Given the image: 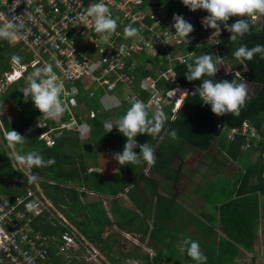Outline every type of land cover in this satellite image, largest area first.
I'll list each match as a JSON object with an SVG mask.
<instances>
[{
    "label": "crops",
    "instance_id": "0c3cea01",
    "mask_svg": "<svg viewBox=\"0 0 264 264\" xmlns=\"http://www.w3.org/2000/svg\"><path fill=\"white\" fill-rule=\"evenodd\" d=\"M9 44L11 47L20 45ZM195 52L193 50L191 55ZM26 53L31 56L30 60L22 64L33 59L28 51ZM229 71L239 72L238 68ZM88 131H82L87 132L84 141L77 132L79 143L75 144L76 151L71 156L79 173L81 167L84 168L83 180L80 173V182L64 184L57 193L58 205L40 187L63 215L68 197L78 198L79 207L74 213L70 212L74 221L65 217L82 238L83 245L66 254L52 247L45 264H195L179 251L182 241L189 237L200 242L201 250L208 257L207 264H264V173L262 180L257 171L248 180L244 179L245 166L255 164L259 152L250 149L246 154L241 150L235 154L237 157H232L217 142L203 150L184 143L172 149L173 160L167 168L141 166L138 171L141 177L137 179L136 176L126 177V166H116L113 162L115 154L109 149L113 147L122 152L117 142L111 146L105 142H89ZM46 132L50 137L55 133ZM71 134L65 141L68 147L72 146L67 142ZM101 157H105V161L99 164ZM260 168L257 166L258 170ZM103 170L107 174L102 175ZM124 181H129L128 186L116 193ZM47 183L52 186L55 182ZM247 197H253L247 209L257 207L252 247L250 250L240 246L231 249L220 219V207L230 199ZM87 206L95 215L103 208L109 219L122 215L126 220L122 226L117 223L95 225L83 220ZM133 216L137 220L129 222ZM88 251H93L95 258Z\"/></svg>",
    "mask_w": 264,
    "mask_h": 264
},
{
    "label": "trees",
    "instance_id": "16d2710c",
    "mask_svg": "<svg viewBox=\"0 0 264 264\" xmlns=\"http://www.w3.org/2000/svg\"><path fill=\"white\" fill-rule=\"evenodd\" d=\"M155 7H162L167 14L170 22L172 24V18L174 14L182 15L187 21H192L198 23V17L202 13H206L203 10L190 11L185 7L181 0H143V4L140 6L141 9H149ZM207 14V13H206ZM237 19H242L241 17H231L227 23L231 24ZM148 23H151L147 19ZM117 24H119L117 22ZM125 23V26H128ZM124 26V25H123ZM123 26L117 27V31H121ZM164 27L160 25L157 29H163ZM197 29V28H196ZM196 37L190 42L188 47L185 45H178L171 53L172 57L178 55L185 56L184 62H178L177 60L171 63V66L175 72L174 82H165V80H160L157 82V87L163 90H168L176 86L186 88L187 94L182 99V105L180 109L173 116L172 106L173 104L165 106L162 110L167 113L168 121L165 124L164 129L159 133L157 137H152L151 135H137L135 138L138 144L150 143L155 149L156 163L152 165L154 169L167 168L172 163V156H170L172 149L182 146L184 143H191L199 149H208L212 143L217 142L221 144L224 150L232 157H237L235 154L239 153L246 143H249L251 150L259 152L261 154L264 151V142L255 143L254 139H249L246 136H236L232 141L226 135V131H222L219 125L226 127L239 126L242 121H248L250 125L259 133L264 136V59H262L258 54L253 57L251 61H245L247 64V69L244 70V64L240 63L235 59L233 53L236 48L240 45L246 43L245 45L249 48L254 47L255 44H264V26L261 29L251 30L243 39L233 41L230 39V33L222 32L221 36L215 40H207V34L202 30L201 26H198ZM120 39V38H119ZM132 38L126 37V43ZM206 39V40H205ZM217 42V45H216ZM196 50L194 54L191 52ZM216 50L224 59L231 61L232 70L237 69L241 74L242 78L246 81L256 83L259 86V91L253 96L248 95V99L245 105L241 108L238 115L226 114L223 116H216L210 110L209 106L202 105L198 96H193L192 93L199 86L201 81H188L185 78L186 66L185 62H191L196 56L206 54L216 55ZM85 51H88L85 49ZM166 50H159V56L152 57L150 55L141 54L138 56V62L143 64H148V67L141 68L138 64L133 68L134 82H139L142 78L153 77L156 78L160 71H164L168 68V59L164 57ZM20 55L23 57L22 62L29 61L30 55L21 49V45H16L11 47L9 43L5 40H0V75L5 72L12 70L10 61L12 55ZM33 58V57H32ZM137 62V63H138ZM132 60H128V66L131 65ZM219 65V64H218ZM35 68H28L26 72L23 73L22 77L14 80L10 83L4 91L0 93V111L6 108V103L11 104L15 110L23 117V125L17 127H11L6 119H3V126L5 133L9 130H15L22 136L26 138V142L23 146L18 148L23 149L26 153L29 150H38L44 157L54 158L55 164L47 168H33L32 174H36L38 178L41 179L40 187L44 189L45 194L50 198L54 204L58 205L57 193L64 188V184L68 182L76 184L80 182V173L83 172L84 168L81 167L80 173L75 167V161L72 157L68 156V145L66 144V138L70 129L63 128L61 130L60 126L62 122L75 121L79 125H88L89 142H105L107 145L111 146L113 143L117 142L118 147L123 150L125 143V138L118 133L114 127L111 132L106 133L103 128V123L107 120H111L115 123L116 119L122 116L126 110L131 106L127 102H121L117 107L106 109L100 101L103 90L98 88L94 90L93 95L90 96L89 93L92 91V87L85 89L82 83H74V86L79 90L74 96L75 103L73 104L72 97H67L64 102L68 103V110L63 114V118L59 121L46 119L40 121L39 119L43 116L36 110L31 100H27L24 97L21 88L27 86L26 77ZM209 78V77H203ZM237 76L234 72L232 73H217L212 79L216 81L236 79ZM71 86L66 85V89ZM257 87V86H256ZM139 89V88H138ZM142 97L146 99L148 96L147 92L143 91ZM63 96V95H62ZM62 98V97H61ZM149 112V111H148ZM93 113V117L90 114ZM153 112H149L151 115ZM171 117L174 119L171 120ZM219 117V119H218ZM39 123H41L39 125ZM31 127L32 130L28 133L25 132L26 128ZM175 130L177 132V138L175 140L171 139L169 132ZM62 132L60 138L55 140V144L52 147L46 145L45 137L41 135L46 132ZM72 135L74 137V144H78V136L76 130ZM52 135V134H51ZM6 142V137L2 138ZM179 146V147H180ZM171 149V150H170ZM11 150V151H10ZM65 150V152H64ZM137 154L139 153V148L134 150ZM243 153V150L241 151ZM15 150H2L0 149V191L6 193L9 196V191L7 182H13L16 179H23V184L15 183L13 191L17 193H22L24 187H34V183H29L28 178L23 172L15 170L13 166ZM245 155V154H244ZM105 161V160H104ZM75 163V164H74ZM141 165H127L126 166V177L136 176L140 178L141 175L138 172ZM257 166L261 168L258 170ZM257 171L259 179L262 180V174L264 173V163L262 162L260 155L255 164H247L245 166L244 179L248 180L253 173ZM107 174L103 170L102 175ZM105 177V176H104ZM52 180L55 183L51 186L48 185L47 181ZM3 182V183H2ZM101 182V181H100ZM125 184L115 191L124 190L125 186H128L129 181H124ZM102 183V182H101ZM75 192V191H74ZM56 193V195L54 194ZM76 194V193H74ZM253 198V197H251ZM250 197L241 199H230L228 202L220 207V219L224 223V232L230 240V248L235 249V246H240L244 249L250 250L252 247L254 233H253V218L256 217L257 207L254 206L250 210L247 209ZM69 201L66 204L67 210H63L65 215L72 221L73 218L70 216L74 213L75 209L79 207L78 198L76 196L68 197ZM65 207V208H66ZM87 212L84 214V221L90 223H95V225H112L117 223L122 226L125 222L126 216L112 217V220L108 218L106 212L102 208V212L99 215H95L91 212V207H86ZM122 217V218H121ZM132 220H137V217L133 216L129 222ZM83 222V221H82ZM76 223V222H75ZM82 224V223H81ZM156 224L154 222V229ZM42 230L49 234L58 233L60 229H53L49 223L43 222ZM88 235V234H87ZM153 235V230L152 234Z\"/></svg>",
    "mask_w": 264,
    "mask_h": 264
},
{
    "label": "built area",
    "instance_id": "2783aa9c",
    "mask_svg": "<svg viewBox=\"0 0 264 264\" xmlns=\"http://www.w3.org/2000/svg\"><path fill=\"white\" fill-rule=\"evenodd\" d=\"M95 2L98 0H0V24L7 17L10 20L16 18V24L22 25L18 29L20 35L17 39L5 41L19 43L33 57L28 64L20 66L11 62L12 70L5 73V79L0 78L1 84L7 85L22 77L29 67L33 69L50 63L58 77L64 80L67 94H62L63 101L77 94L71 93V89L75 87L74 83L78 82L82 83L85 89L92 87L90 96L94 90L102 89L100 101L103 106L111 103L113 97L119 100V105L121 102L131 105L139 99L147 105L149 112L173 104L174 116L182 105L183 93L187 89L176 86L163 90L157 87L160 80L165 82L176 80L172 62L185 61V56H171L176 46L184 44L174 35L167 12L162 7H155L149 13L146 8H140L143 0H103L113 17L118 18V25H124L121 31L105 40L102 34L94 32L91 22L84 15L85 9ZM203 15L198 17V26H201L202 30H207L201 24ZM257 17L258 15H252L248 20L252 23ZM147 19L151 23H148ZM167 20L169 22L166 23ZM193 22L194 20L190 21L192 25ZM125 23L139 28L141 33L128 43L124 35ZM160 25L164 27L161 30L157 29ZM198 26L194 27L193 32L187 37L190 42L195 39ZM209 37L210 34L206 39ZM159 50H166L164 57L168 59V68L160 71L156 78L146 77L134 82L132 71L138 56L145 54L156 57L159 56ZM216 55L220 56L217 50ZM220 57L219 65H223L224 58ZM130 59L132 63L128 66L127 62ZM225 72L233 71L225 69ZM68 84L71 87L66 89ZM5 89L0 88V93ZM173 89L179 91L173 97H169V91ZM143 91L148 94L146 99L142 97ZM90 116L93 117V113ZM46 119L48 118L42 116L39 120ZM70 126H74L76 130L82 125L69 121L62 122L60 128L70 129ZM219 126L222 131H226L231 141L236 136H246L249 139L253 138L256 144L264 142V136L257 133L246 120L239 126L228 129ZM61 133L55 132L50 137L46 132L41 137H45L46 145L52 147ZM241 149L248 152L251 146L246 143ZM260 158L264 163V151ZM13 166L18 170L15 164ZM44 221L53 229H60V232L51 234L44 232L42 230ZM80 245H83L82 238L40 189L25 187L22 193L12 196L0 191V264H45L52 247L66 254L70 249H76ZM93 251L88 252L95 258Z\"/></svg>",
    "mask_w": 264,
    "mask_h": 264
},
{
    "label": "clouds",
    "instance_id": "9594fccd",
    "mask_svg": "<svg viewBox=\"0 0 264 264\" xmlns=\"http://www.w3.org/2000/svg\"><path fill=\"white\" fill-rule=\"evenodd\" d=\"M181 3L190 11L203 10L207 13L199 16H204L201 21L202 26L212 30L209 40H217L216 38L220 37L222 32L230 33V39L233 41L241 40L251 31V26H256V19L250 23L248 17L264 15V0H181ZM84 15L91 22L94 32L102 34L105 40L116 33L118 18L113 17L103 0L92 3L85 9ZM231 17H241L242 19H237L229 24L227 22ZM16 20V18L10 20L6 17L5 21L0 24V40L17 39L20 35L18 29L22 25H17ZM172 21L170 27L174 29V35L184 45H187L190 42L187 37L194 30L193 25L179 14H174ZM263 26V23L260 24L259 29ZM124 35L135 38L139 37L141 33L139 28L129 24L124 28ZM257 54L264 59V44L257 43L251 48L240 44L233 53L235 59L244 64L245 68L247 64L244 62L251 61ZM22 60L23 57L20 55L11 56V62L14 65L20 66ZM220 60V56L213 54L204 53L196 56L191 62H185L186 72L184 75L190 82L201 81L192 95L198 96L201 104L209 106L213 114L216 116L230 113L238 115L248 99L247 83L239 72H236L237 78L231 81L212 79L219 70ZM26 81L27 86L23 87L22 93L27 100H31L33 107L41 115L55 120L68 110V103L61 99L62 94H67L64 80L58 77L52 64L46 63L42 67L35 68L26 77ZM78 91L75 87L71 89L73 94ZM177 91L179 90L169 91V97H173ZM111 100V103L104 105L108 110L119 105L117 98L113 97ZM71 102L75 103L74 97ZM167 121L168 115L162 109L158 108L150 115L147 105L139 99L135 100L126 112L116 119L115 123L111 120L105 121L103 128L106 133L111 132L115 127L118 133L125 138L122 152L114 155L117 163L121 166L144 164L150 167L154 165L156 163L154 147L148 142L138 144L135 138L138 134L157 137ZM81 127L87 130L90 126L85 124ZM177 135L175 130L169 132V136L173 140L177 138ZM5 137L6 147L15 150L14 161L19 167L30 173L29 183L36 182L38 179L36 174H31L33 168H47L55 164L54 158L46 159L38 150H29L24 153L22 147L18 148V145L25 144L26 138L15 130L7 131ZM137 148H139L138 154L134 151ZM179 251L190 257L195 264H207L208 257L201 250L198 240L190 237L185 238Z\"/></svg>",
    "mask_w": 264,
    "mask_h": 264
},
{
    "label": "rangeland",
    "instance_id": "374dc122",
    "mask_svg": "<svg viewBox=\"0 0 264 264\" xmlns=\"http://www.w3.org/2000/svg\"><path fill=\"white\" fill-rule=\"evenodd\" d=\"M152 8H149V9H147V12H151L152 10H151ZM202 21V20H201ZM264 15H258V17L256 18V26L254 27V26H251V30L253 31V30H255L256 28L257 29H259V25L260 24H264ZM167 22H169L168 20L166 21V23ZM200 23V22H199ZM198 26V24L195 22H193V27H197ZM203 31H205L206 32V34L207 35H209L210 33H211V29H207V30H205V29H203ZM189 44L190 43H188L187 45H185V47H188L189 46ZM138 62V61H137ZM138 64V66H141V68H145V67H148L149 65L148 64H143V63H136V65ZM218 67H219V70H218V72L219 73H223V72H225V69H227L228 71L229 70H231L232 69V64H231V61L230 60H228V59H224L223 60V65H218ZM231 67V68H230ZM5 73H8V72H5ZM5 73H2L1 75H0V77H3L2 79H5ZM8 86V84L6 85L5 83L4 84H0V88L1 89H4V88H6ZM246 86H247V89H248V94H250L251 93V90H250V86L248 85V84H246ZM21 91H22V88H21ZM119 106V105H118ZM115 107H117V106H115ZM63 118V115L60 117V118H58V119H55L56 121H59V119H62ZM3 119H6L7 120V122L9 123V125L11 126V127H17V126H20V125H23V117L19 114V112L17 111V110H15V108L11 105V104H9V103H6V108L5 109H3L2 111H0V149H2V150H9V148H7L6 147V142H4L3 141V137H5V129H4V124H3ZM49 119V118H48ZM50 120H53V119H50ZM71 128V130H70V132L69 133H72L71 134V136L67 139V142H71L70 144H72V146H69L68 148V151H67V153H68V156H73V154L75 153V151H76V148H75V144H74V137H72V135H73V133L74 132H72V131H74L75 130V128H74V126H70ZM32 130V128L31 127H28V128H26V130H25V132L26 133H28V132H30ZM84 129L82 128V127H78V128H76V131H78L80 134H81V136H82V141H84L85 140V137L87 136V132L86 133H84V132H82ZM68 133V134H69ZM110 151H114V154H116V153H119V151L118 150H116V148L114 149L113 147L112 148H110L109 149ZM11 151V150H10ZM64 152H65V150H64ZM103 160H101V162H99V164H102L103 162H104V159H105V157H101ZM115 164H116V166L117 165H119L118 163H117V161L116 160H114L113 161ZM13 164H15V166H16V168H18V171H21V172H23V174L24 175H26V177L28 178V172L27 171H25L22 167H19L18 165H17V163L14 161V159H13ZM97 164H98V162H97ZM31 172H32V170H31ZM106 173V172H105ZM1 180V179H0ZM40 181H41V179L40 178H38L37 179V181L36 182H33L34 183V187L33 188H35V189H40ZM1 183V182H0ZM3 183V182H2ZM15 183H20V184H22L23 186H24V184H23V179H17L16 180V182L15 181H13V182H7V186H8V190H12V191H9V196H12V195H14V194H18L17 193V191H13V187H15L14 185H15ZM25 188V187H24ZM41 190V189H40ZM42 191V190H41ZM65 216V215H64Z\"/></svg>",
    "mask_w": 264,
    "mask_h": 264
},
{
    "label": "flooded vegetation",
    "instance_id": "af4514ba",
    "mask_svg": "<svg viewBox=\"0 0 264 264\" xmlns=\"http://www.w3.org/2000/svg\"><path fill=\"white\" fill-rule=\"evenodd\" d=\"M246 70V69H245ZM246 81V80H244ZM247 84H249V86L251 87L250 90H251V93L248 94L249 96H253L254 94H256L257 91H259V86L256 84V83H253V82H249V81H246ZM257 86V87H256Z\"/></svg>",
    "mask_w": 264,
    "mask_h": 264
},
{
    "label": "water",
    "instance_id": "95a60500",
    "mask_svg": "<svg viewBox=\"0 0 264 264\" xmlns=\"http://www.w3.org/2000/svg\"><path fill=\"white\" fill-rule=\"evenodd\" d=\"M246 43H247V42H246ZM246 43H244V45H245Z\"/></svg>",
    "mask_w": 264,
    "mask_h": 264
}]
</instances>
